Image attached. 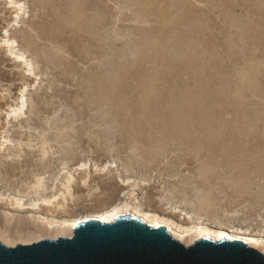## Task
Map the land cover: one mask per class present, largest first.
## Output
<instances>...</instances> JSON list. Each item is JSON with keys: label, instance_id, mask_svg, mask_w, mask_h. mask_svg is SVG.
I'll use <instances>...</instances> for the list:
<instances>
[{"label": "rangeland", "instance_id": "rangeland-1", "mask_svg": "<svg viewBox=\"0 0 264 264\" xmlns=\"http://www.w3.org/2000/svg\"><path fill=\"white\" fill-rule=\"evenodd\" d=\"M20 1L27 5L26 10L28 9V13L26 17L21 16L20 18H22V21L19 23L20 25H16L13 24L16 14L7 8L5 0H0V40L4 38L5 31H9L10 34L13 33L11 35L14 36L17 43H19L18 48L29 49L30 58L33 59V66L34 68L36 67V73L38 72L37 74H40V79L37 81L35 78L27 76L23 68H19L17 64L9 58L7 51L0 47V135L4 132L5 135L9 134L15 141L14 146H18V144H16L17 141H22L24 145L23 148L25 149L24 153H26L24 155L20 152L19 147L16 146V149L13 147L15 155H18V152L21 153L17 157L15 156L18 159L15 158L14 161H7V159L4 158L8 153H0V195L19 196L26 194L28 192V184L33 181L32 177L44 171L50 175H47L45 181L46 188L44 186L45 189L43 188V191L41 190L39 193L29 195L26 197V200L31 202L38 196H52L61 189V179L67 173L66 171H68V173L73 174L77 179V183L73 189L74 200H76H73L74 202L70 200L67 214L66 211L50 212L46 210V208L36 211L30 209L20 210L10 205L7 201H0L1 226L7 225V218H12L15 221L18 220L13 223L14 226L18 225V222H21L22 219L27 220L28 218V220L33 218H53L57 219V221L87 218L90 217L97 208L100 209L107 204V206H114L126 202L127 199L130 201L133 199L132 201H135V199L138 198V200L143 201V206L148 209L157 213H166V216L174 218L177 221L181 220V217H183L181 215L185 212H190L194 221H197L198 216L210 218L212 214L206 216L205 212V210H209V208H207L209 206L211 208L209 212L213 211L214 217L212 216V219L214 218V220L222 221V223L224 222L228 227L234 226L243 230L249 229L251 233L264 237V0ZM82 4H85L87 7ZM75 6L79 10L84 7V10H82L86 17L84 16L85 18H83V22L82 20L80 21V24H84L83 27L86 32L85 30L84 32H80L79 29L77 30L78 27L76 26L78 23L74 25L76 27L75 29H73L74 26H72L73 28L71 29V27H68L69 25L63 27L64 24L63 26L60 24L63 18L65 20L67 16L70 17L69 15L72 14ZM68 7H70V9ZM92 8L94 11H89ZM62 10H65L64 13ZM99 11L102 12V16ZM91 12H93V14ZM107 12L110 13L108 14ZM61 14L64 17L61 18ZM97 14H100L99 17L101 18H99ZM91 17H93L94 20ZM104 21L106 23H104ZM12 24L15 25V27ZM99 26L102 31L99 29ZM63 28H66V30ZM87 28L89 30H87ZM85 33L86 36L84 35ZM56 35L57 37H55ZM82 35H84V37ZM58 38L61 40H58ZM86 38L87 40H85ZM68 40H71L70 43ZM84 42L87 47L83 44ZM142 44H144V46ZM67 46H69V48ZM55 47H59L57 48L59 50H56ZM141 52L144 54H141ZM143 55H145V57L146 55L148 56L144 58ZM188 56L193 58L191 59ZM200 61L203 63H199ZM203 64L206 66H202ZM122 68L123 70H127L123 73ZM255 68L256 72L255 70L254 72L256 79L253 76V69ZM110 69L113 70H111L113 73L109 71ZM157 70H159L157 74L154 73ZM250 71H252L253 75H249L248 78L250 79L251 77V79H244ZM95 73L98 74L96 75L98 78L95 76ZM91 75L94 81L91 79ZM142 77L145 78L142 79ZM252 77L254 78L253 80ZM227 78H230V80ZM100 80L103 82H100ZM144 80L152 81V83L147 82V84L144 85L143 83H146ZM243 80L247 82L249 80L250 82H248V84H246V82V86H244L243 82L245 81ZM110 81H117V89H120L115 90V98L112 97L108 101H105L107 99H103L104 101H102L103 91L100 90H104ZM253 81L255 83L254 87L249 86L251 83L253 84ZM213 82L215 84H213ZM136 83L137 85L140 83L139 86H137ZM97 84H99L100 88ZM222 86L227 87L223 88ZM126 87L131 88L128 90ZM144 87H146L147 90L150 89V91L152 89L154 90H152L153 92L151 91L152 93L148 91V94H146L143 93ZM191 87L194 88L191 89ZM249 87H251V89ZM231 88L233 90H231ZM96 89H98V94H92L94 91H97ZM180 89L181 91L179 92ZM245 89L247 91H245ZM23 90L25 92V98L27 99L26 117H23L24 119L22 118L19 121H11L7 116L9 106L15 104L19 100ZM222 90H225V93ZM242 90L244 92H242L243 95H241ZM127 92L129 93L127 94ZM189 92H192L191 94L193 96ZM141 93L146 94V97L149 96L148 98H150L151 94L152 97L149 99L148 104L144 103V105H151L149 106L151 108L147 105L144 107L141 103L143 97ZM188 94L189 96L191 95V98H189ZM179 95L184 98H181ZM213 96L217 99L215 98V100ZM174 97L176 99H174ZM201 97L207 104L203 103ZM221 97L224 98V101L221 100ZM119 98L121 100H119ZM167 98L170 100L169 103H166L168 101ZM103 102L105 103L103 104ZM100 103L103 106H101ZM127 103H130V105ZM202 103L204 104L203 106ZM132 104L134 105L133 108L136 107L135 109H139L133 110ZM118 105L120 107L125 106L120 109ZM193 105L196 108H192ZM171 107H173V109ZM141 108H143V110ZM158 109L161 112L158 111ZM128 110H130V112H128ZM204 110L206 111L208 119L211 120L210 122L208 121V125L210 124V127H213L212 129L215 128L216 131L223 130L220 131V133L224 134L223 139L227 142H225L224 145L226 147L223 146L226 148L227 152H222L223 150L218 149L219 146L217 145H215L216 147L213 146L214 142L210 140L211 135H208L212 129H209V131L207 127L203 128L205 125L202 126L200 124L202 123L201 120H203L201 117H204ZM217 110H220V112ZM142 111L143 113H141ZM213 111L216 114H214ZM188 112H191L190 115L193 117L197 115L194 117V120H196V127L198 123V129H195L198 134L195 131L193 133L191 130L188 132L186 127L181 123V119L185 115L188 116ZM248 116L252 118L250 121L249 118H247ZM198 117H200L201 120ZM140 118L144 119V123ZM168 118L171 120H168ZM242 118L246 119V121L242 120ZM173 119L175 122L172 121ZM131 120H133L134 123L133 121L129 122ZM230 122L231 127L229 128ZM130 123L132 124L130 125ZM155 124L157 125L155 126ZM238 124L240 126L237 128ZM129 125L131 128L134 127L132 125L136 127H134L135 129H131ZM166 127L168 129H166ZM223 127H225V129ZM127 130H129V132ZM139 130L140 132L137 133L136 131ZM169 131L171 132L169 133ZM176 131H179L180 134ZM180 131H182V133ZM206 131L209 133L206 134ZM224 131L226 134L223 133ZM130 132H133V134ZM228 135L232 139H230ZM42 138H46L49 142L47 146V158H43V155L40 153V149L43 145ZM204 138L207 140H204ZM159 139L161 140V144L158 143L160 142ZM195 140L197 141L195 142ZM29 141H32L31 150L26 147ZM151 141L153 144H149ZM209 141L212 142V144L209 143ZM197 142L200 144L203 143L204 145L209 143L210 146L207 145L208 149L207 147L204 148L209 152L207 153L204 149H202L203 151L201 149H195L198 147V145H196L198 144ZM205 142L207 143L205 144ZM155 144L156 146L158 145V147L154 146ZM194 145L195 147H192ZM235 145L238 147H234ZM209 147L212 151H210ZM242 149L247 153L243 152ZM240 150H242V152ZM259 150L261 151L259 153L262 155H259ZM197 152H199V154H197ZM219 152L221 153L219 154ZM251 152L252 154H250ZM253 152L257 153L254 154ZM223 153L224 155H222ZM228 153L230 154L229 156L227 155ZM235 154L236 156H234ZM219 157H223V159ZM256 159L260 160L257 161ZM83 162L89 163L90 166L92 165V175L94 176L91 178L89 185L85 187L81 183H78V181L80 182L83 172L77 171V166ZM113 162V168L110 170L111 173H113L109 176H105L102 173L94 174L93 165L102 168L108 163ZM29 177L31 178L29 179ZM204 177H206L207 180ZM125 178L131 179V184H129L131 186H124L121 183V179L125 180ZM24 183L27 186H25ZM132 191L136 193L134 192V194H132ZM127 194L129 197H127ZM130 194L131 196L133 195V198L130 197ZM124 195H126L125 197H127V199L123 197ZM202 197L206 198L203 199ZM198 199L203 200V202L206 199L205 201L208 200V204L204 211L195 214L194 210L200 211L198 207H200L199 203L202 202ZM176 205H179V212H174L175 215L170 214L173 213ZM216 216L218 218H215ZM184 222L185 221L182 223ZM185 224L189 225V221L186 220ZM52 231H48L47 234H44L43 239L55 240V236L58 237L59 232L56 230ZM43 239L40 240L39 238L40 241H43ZM39 240L24 244V242L20 243L22 241L12 236L11 241H16L13 245L17 247L19 245L34 244L40 242ZM0 242L3 243L1 240Z\"/></svg>", "mask_w": 264, "mask_h": 264}, {"label": "bare ground", "instance_id": "bare-ground-1", "mask_svg": "<svg viewBox=\"0 0 264 264\" xmlns=\"http://www.w3.org/2000/svg\"><path fill=\"white\" fill-rule=\"evenodd\" d=\"M6 1V5H7V8L8 9H10L11 11H13L16 15H15V17H14V23L13 24H16V25H18L21 21H22V18H20L21 16H23V17H26V15H27V10H26V8H27V5H25V4H23V2L22 1H20V0H5ZM38 0H36V2H37ZM44 1V0H43ZM48 1V0H47ZM53 1V0H52ZM76 1H78V0H76ZM80 1V0H79ZM35 2V3H36ZM51 2V1H50ZM42 3V2H41ZM73 3V2H72ZM79 3V2H78ZM53 4V3H52ZM22 5V6H21ZM38 5V4H37ZM60 5V4H59ZM62 5H64V4H62ZM61 5V6H62ZM82 5H85V4H82ZM66 6V5H65ZM67 6H69V5H67ZM77 6V5H76ZM76 6L74 7V9L73 8H71V9H73V11H72V14H70L69 16L70 17H66L65 18V20H64V18H63V20L61 21L62 23H60L61 24V26H63V24H64V26L63 27H65V25H69L68 27L70 28L71 27V29L73 28L72 26H74V25H76L77 23H78V25L76 26V27H78L77 28V30L79 29V31L81 32V31H83L84 32V27H83V25L82 24H80V21L82 20V22H83V18H85L86 16H85V14H84V7L82 8V9H78V8H76ZM86 6V5H85ZM54 7H55V5H54ZM73 7V6H72ZM87 7V6H86ZM85 7V8H86ZM90 7H92V6H90ZM89 7V8H90ZM44 8V7H43ZM42 8V9H43ZM49 8V7H48ZM59 8V7H58ZM67 8V7H66ZM65 8V9H66ZM69 9H70V7H68ZM80 8H81V6H80ZM46 9V8H45ZM63 9V8H62ZM60 10V9H59ZM58 10V11H59ZM94 11L93 10V8L92 9H90L89 11ZM54 11V10H53ZM57 11V12H58ZM63 11V10H62ZM65 11V10H64ZM64 11H63V13H64ZM68 11V10H67ZM70 11V10H69ZM85 11H87V10H85ZM48 12V11H47ZM60 12V11H59ZM100 12V11H99ZM54 13V12H53ZM62 13V14H63ZM92 14H93V12H91ZM95 13H97V12H95ZM102 12H100V14H101ZM104 13V12H103ZM108 13V12H107ZM110 13V12H109ZM108 13V14H109ZM61 14V15H62ZM89 14V13H88ZM100 14H97L98 15V17H99V15ZM105 14V13H104ZM107 14V15H108ZM29 15V14H28ZM56 15V14H55ZM58 15V14H57ZM60 15V16H61ZM64 15V14H63ZM61 16V18L62 17H64V16ZM54 16V15H53ZM85 16V17H84ZM101 16H102V14H101ZM104 16V15H103ZM56 17H58V16H56ZM55 17V18H56ZM88 17V16H87ZM106 17H108V16H106ZM92 19H93V17H91ZM97 18V17H96ZM99 18H101V17H99ZM51 19V18H50ZM60 19V18H59ZM48 20V19H47ZM55 20V19H54ZM86 20H88V19H86ZM94 20V19H93ZM105 20V19H104ZM110 20V19H109ZM58 21V20H57ZM60 21V20H59ZM89 21V20H88ZM108 21V20H107ZM54 23H55V21H54ZM85 23H87V22H85ZM101 23V22H100ZM104 23H106L105 21H104ZM12 24V25H13ZM49 24L51 25V23L49 22ZM88 24V23H87ZM20 25V24H19ZM56 25V24H55ZM14 27H15V25H13ZM57 26V25H56ZM18 27V26H17ZM75 26H74V28L73 29H75L76 28ZM92 27H93V25H92ZM89 28V27H88ZM87 28V30H89ZM94 28V27H93ZM64 29V28H63ZM99 29H100V26H99ZM53 30V29H52ZM64 30H66V28L64 29ZM70 30V29H69ZM93 30H95V29H93ZM101 30V29H100ZM109 30H110V27H109ZM47 31V30H46ZM51 31V30H50ZM73 31V30H72ZM92 31V30H91ZM96 31V30H95ZM102 31V30H101ZM100 31V32H101ZM85 32H86V30H85ZM99 32V31H98ZM110 32V31H109ZM74 33H76V32H74ZM90 33V32H89ZM88 33V34H89ZM11 34H13V33H11ZM10 34V32L9 31H5V36H4V38H2L1 40H0V47L2 48V49H4V50H6L7 51V54H8V56H9V58L15 63V64H17V66L19 67V68H23V70H24V73L27 75V76H30V77H33V78H35L37 81L40 79V74H37L36 73V71L37 70H35V68H34V66H33V59H31L30 57V52H29V49L28 50H26V49H20V48H18V46H19V43H17V41H16V38H14V36H12ZM72 34V33H71ZM77 34V33H76ZM75 34V35H76ZM97 34V33H96ZM24 35H26V34H24ZM30 35V34H29ZM34 35V34H33ZM36 35V34H35ZM39 35V34H38ZM64 35V34H63ZM81 35V34H80ZM85 36H86V33L84 34ZM84 35H82L83 37H84ZM99 35H101V34H99ZM98 35V36H99ZM110 35V34H109ZM28 36V35H27ZM26 36V37H27ZM31 36V35H30ZM40 36V35H39ZM68 36V35H67ZM82 36H80L81 38H83ZM89 36V35H88ZM92 36H93V34H92ZM25 37V38H26ZM42 37V36H41ZM55 37H57V35L55 36ZM61 37V36H60ZM90 37H91V34H90ZM52 38V37H51ZM64 38V37H63ZM48 39V38H47ZM67 39V38H66ZM73 39V38H72ZM93 39H94V37H93ZM24 40H26V39H24ZM58 40H61L60 38H58ZM57 40V41H58ZM85 40H87V38L85 39ZM96 40V39H95ZM39 41V40H38ZM45 41V40H44ZM48 41V40H47ZM50 41H51V39H50ZM64 41H66V40H64ZM69 41V40H68ZM71 41V40H70ZM70 41H69V43H70ZM82 41V40H81ZM26 42V41H25ZM49 42V41H48ZM62 42V41H61ZM67 42V41H66ZM77 42V41H76ZM88 42H90V41H88ZM95 42H97V41H95ZM32 43V42H31ZM51 43H52V41H51ZM58 43V42H57ZM60 43V42H59ZM65 43V42H64ZM71 43H73V42H71ZM82 43V42H81ZM94 43V42H93ZM93 43H90V44H93ZM104 43H105V41H104ZM44 44V43H43ZM62 44H63V42H62ZM84 45L86 44L85 42L83 43ZM82 44V45H83ZM95 44V43H94ZM106 44V43H105ZM141 44V43H140ZM64 45V44H63ZM70 45V44H69ZM72 45V44H71ZM77 45H78V43H77ZM76 45V46H77ZM102 45V44H101ZM143 46H144V44H142ZM141 45V46H142ZM157 45V44H156ZM155 45V46H156ZM32 46V45H31ZM86 46V45H85ZM89 46V45H88ZM96 46V45H95ZM140 46V47H141ZM148 46V45H147ZM36 47V46H35ZM47 47V46H46ZM60 47V46H59ZM59 47H57V48H59ZM68 48H69V46H67ZM66 47V48H67ZM75 47V46H74ZM87 47V46H86ZM109 47V46H108ZM158 47V46H157ZM41 48H42V46H41ZM49 48H50V46H49ZM56 48V47H55ZM56 48V50H59V49H57ZM61 48V47H60ZM90 48H92V47H90ZM52 49H54V48H52ZM146 49V48H145ZM71 50V49H70ZM72 50H73V47H72ZM78 50V49H77ZM89 50V49H88ZM87 50V51H88ZM55 51V50H54ZM64 51V50H63ZM69 51V50H68ZM79 51H80V48H79ZM86 51V52H87ZM91 51V50H90ZM97 51V50H96ZM95 51V52H96ZM139 51H142V50H139ZM144 51H146V50H144ZM75 52V51H74ZM81 52V51H80ZM107 52V51H106ZM105 52V53H106ZM186 52V51H185ZM43 53V52H42ZM71 53V52H70ZM77 53V52H76ZM84 53V52H83ZM89 53V52H88ZM98 53V52H97ZM143 52H141V54H142ZM146 53V52H145ZM188 53V52H187ZM193 53V52H192ZM196 53V52H195ZM194 53V54H195ZM39 54V53H38ZM44 54V53H43ZM137 54H139V53H137ZM136 54V55H137ZM140 54V55H141ZM144 54V53H143ZM193 54V55H194ZM197 54H199V53H197ZM63 55V54H62ZM66 55V54H65ZM96 55V54H95ZM94 55V56H95ZM77 56V55H76ZM75 56V57H76ZM82 56V55H81ZM89 56V55H88ZM144 56V58H146L148 55H146V57H145V55H143ZM205 56V55H204ZM42 57V56H41ZM50 57V56H49ZM187 57V56H186ZM189 57V56H188ZM213 57V56H212ZM54 58V57H53ZM68 58V57H67ZM81 58V57H80ZM105 58V57H104ZM126 58V57H125ZM137 58V57H136ZM189 58H191V57H189ZM193 58V57H192ZM191 58V59H192ZM51 59V58H50ZM69 59V58H68ZM78 59H79V57H78ZM77 59V60H78ZM86 59H87V57H86ZM120 59V58H119ZM173 59V58H172ZM202 59V58H201ZM60 60V59H59ZM100 60V59H99ZM111 60H113V59H111ZM122 60V59H121ZM129 60V59H128ZM200 60V59H199ZM208 60H209V58H208ZM48 61V60H47ZM53 61V60H52ZM81 61V60H80ZM84 61V60H83ZM88 61V60H87ZM101 61V60H100ZM140 61V60H139ZM64 62V61H63ZM92 62V61H91ZM109 62H111V61H109ZM121 62H123V61H121ZM127 62V61H126ZM195 62V61H194ZM252 62V61H251ZM68 63V62H67ZM80 63V62H79ZM78 63V64H79ZM89 63V62H88ZM111 63H113V62H111ZM115 63H117V62H115ZM130 63V62H129ZM145 63V62H144ZM199 63H201V61L199 62ZM203 63V62H202ZM201 63V64H202ZM49 64V63H48ZM47 64V65H48ZM62 64V63H61ZM122 64V63H121ZM120 64V65H121ZM249 64V63H248ZM251 64V63H250ZM35 65V64H34ZM51 65V64H50ZM123 65V64H122ZM126 65V64H125ZM205 64H203L202 66H204ZM247 65V64H246ZM255 65V64H254ZM57 66V65H56ZM55 66V67H56ZM60 66V65H59ZM58 66V67H59ZM110 66H112V65H110ZM124 66V65H123ZM127 66H129V65H127ZM206 66V65H205ZM210 66V65H209ZM90 67V66H89ZM115 67V66H114ZM117 67V66H116ZM120 67H122V66H120ZM126 67V66H125ZM130 67V66H129ZM244 67V66H243ZM249 67V66H248ZM251 67V66H250ZM253 67H255V66H253ZM87 68V67H86ZM97 68V67H96ZM131 68V67H130ZM133 68V67H132ZM193 68V67H192ZM191 68V69H192ZM119 69V68H118ZM246 69V68H245ZM245 69H243V70H245ZM112 69H110L109 71H111ZM120 70H121V68H120ZM125 70H127V69H124L123 70V68H122V72L124 73L125 72ZM131 70V69H130ZM206 70H208V69H206ZM247 70V69H246ZM254 70H255V72H256V68L255 69H253V72H254ZM88 71V70H87ZM96 71V70H95ZM113 71V70H112ZM111 71V72H112ZM115 71V70H114ZM119 71V70H118ZM159 70H157V71H155L154 73H156L157 74V72H158ZM249 71V70H248ZM247 71V72H248ZM85 72V71H84ZM91 72V71H90ZM194 72V71H193ZM202 72V71H201ZM201 72H199V73H201ZM206 72V71H205ZM250 72H251V74H250ZM249 72V74L247 75V73H246V77L244 78V79H249L248 77H249V75H253V73H252V71H250ZM255 72H254V77H255V79H256V76H255ZM97 73V72H96ZM95 73V76L96 75H98V74H96ZM113 73V72H112ZM116 73V72H115ZM121 73V72H120ZM117 74V73H116ZM124 75V74H123ZM201 75H203V74H201ZM200 75V76H201ZM89 76V75H88ZM92 76V75H91ZM94 76V77H95ZM113 76H115V75H113ZM158 76H159V74H158ZM157 76V77H158ZM193 76V75H192ZM205 76H207V75H205ZM225 76V75H224ZM97 77V76H96ZM156 77V78H157ZM98 78V77H97ZM109 78V77H108ZM107 78V79H108ZM111 78V77H110ZM117 78V77H116ZM116 78H114V79H116ZM121 78H122V76H121ZM140 78V77H139ZM143 78H145V77H142V79ZM223 78H225V77H223ZM91 79H93V81H94V78H93V76H92V78ZM120 79V78H119ZM118 79V80H119ZM148 79V78H147ZM227 79H229L230 80V78H227ZM246 79V80H247ZM250 79H251V77H250ZM249 79V80H250ZM254 78L252 77V80H253ZM89 80V79H88ZM123 80V79H122ZM212 80V79H211ZM232 80V79H231ZM246 80H243V81H245V82H243L244 83V86H246L245 85V83L247 82ZM248 80V82H250ZM251 80V81H252ZM102 80H100V82H101ZM125 81V80H124ZM216 81H217V79H216ZM216 81H214V82H216ZM220 81H222V80H220ZM226 81H228V80H226ZM95 82H96V80H95ZM98 82V81H97ZM103 82V81H102ZM119 82V81H118ZM138 82V81H137ZM144 82H146V83H143L144 85L145 84H147V82H151L152 83V81H145L144 80ZM201 82V81H200ZM213 82V84H215ZM248 82L246 83V84H248ZM94 83V82H93ZM105 83V82H104ZM151 83H149V84H151ZM225 83V82H224ZM228 83H231V82H228ZM228 83H227V85H228ZM87 84H89V83H87ZM128 84V83H127ZM140 84V83H139ZM139 84L137 85V83H136V85L137 86H139ZM254 81H253V84L251 83L249 86H253L254 87ZM98 85V87H99V84H97ZM106 85V84H105ZM135 85V86H136ZM141 85H142V83H141ZM152 85V84H151ZM184 85H185V83H184ZM219 85H220V82H219ZM233 85H234V83H233ZM90 86H91V84H90ZM101 86H102V84H101ZM117 86H118V83H117V81H114V82H111L110 81V83H108V86L106 85V87L104 88V90L102 89V90H100V91H103V98H102V101H104L103 99H107V100H105V101H108V100H110L112 97H114L115 98V96L116 95H114L115 94V90L117 89ZM120 86V85H119ZM124 86H127V85H124ZM134 86V87H135ZM147 86H149V87H151L150 85H147ZM186 86V85H185ZM196 86V85H195ZM194 86V87H195ZM97 87V88H98ZM187 87H189V86H187ZM194 87H191V89L192 88H194ZM203 87V86H202ZM223 88L224 87H227V86H222ZM234 87V86H233ZM248 87V86H247ZM246 87V88H247ZM251 87H249L250 89H251ZM24 88H25V86H24ZM93 88V87H92ZM95 88V87H94ZM100 88V87H99ZM119 88V87H118ZM126 88H128V87H126ZM131 88V87H130ZM130 88H128V90L130 89ZM138 88V87H137ZM136 88V89H137ZM145 88L146 87H144V92L143 93H146V94H148L147 92L149 91L150 93H152L153 91L152 90H154V89H152L151 91H150V89L149 90H147V88H146V90H145ZM213 88V87H212ZM223 88H221V89H223ZM120 89V88H119ZM119 89H117V90H119ZM122 89V88H121ZM135 89V88H134ZM140 89V88H139ZM186 89V88H185ZM187 89H190V88H187ZM196 89V88H195ZM195 89H193V90H195ZM210 89V88H209ZM216 89V88H215ZM220 89V90H221ZM243 89H244V87H243ZM249 89V90H250ZM253 89V88H252ZM95 90V89H94ZM97 91L95 92L94 91V93H92V94H96L97 92H98V89H96ZM193 90H191V91H193ZM205 90V89H204ZM211 90V89H210ZM230 90V89H229ZM231 90H233L232 88H231ZM247 90H248V88H247ZM246 89H245V91H247ZM99 91V92H100ZM122 91V90H121ZM132 91H133V89H132ZM177 91V90H176ZM181 91V89L179 90V92ZM223 91V90H222ZM225 91V90H224ZM223 91V92H224ZM126 92V91H125ZM129 92H131V91H129ZM129 92H127V94L129 93ZM135 92V91H134ZM173 92H175V91H173ZM178 92V91H177ZM178 92V93H179ZM208 92V91H207ZM213 92V91H212ZM218 92V91H217ZM232 92V91H231ZM243 90L241 91V95H243ZM120 93V92H119ZM182 93V92H181ZM181 93H180V95H181ZM190 93V92H189ZM192 93V92H191ZM190 93V94H191ZM201 93V92H200ZM215 93V92H214ZM214 93H212V94H214ZM222 93V92H221ZM225 93V92H224ZM224 93H222V94H224ZM98 94V93H97ZM101 94H102V92H101ZM116 94H118V93H116ZM126 94V93H125ZM138 94H140V93H138ZM142 94V93H141ZM146 94H142L143 95V97H144V99H143V97H142V104L144 105V103H147L148 104V101H149V99H151V94H150V98H148V97H146L147 95ZM160 94V93H159ZM182 94H184V93H182ZM198 94H199V92H198ZM209 94V93H208ZM216 94V93H215ZM219 94V93H218ZM122 95V94H121ZM141 95V96H142ZM146 95V96H145ZM179 95V96H180ZM192 95V94H191ZM191 95L189 96V94H188V96H189V98H191ZM206 95V94H205ZM220 95V94H219ZM131 96V95H130ZM157 96V95H156ZM161 96V95H160ZM176 96V95H175ZM185 96H187V95H185ZM193 96V95H192ZM196 96V95H195ZM207 96V95H206ZM120 97V96H119ZM123 97V96H122ZM140 97V96H139ZM158 97V96H157ZM173 97V96H172ZM181 97V96H180ZM183 97V96H182ZM181 97V98H182ZM197 97V96H196ZM205 97V96H204ZM220 97V96H219ZM121 98V97H120ZM119 98V100H121ZM153 98H155V97H153ZM169 98V97H168ZM168 98H167V100H168ZM180 98V99H181ZM184 98V97H183ZM195 98V97H194ZM193 98V99H194ZM198 98H199V96H198ZM206 98V97H205ZM213 98L215 99L216 97H214L213 96ZM222 98V97H221ZM101 99V98H100ZM123 99V98H122ZM131 99V98H130ZM161 99V98H160ZM166 99V98H165ZM174 99H176L175 97H174ZM197 99V98H196ZM213 99V100H214ZM217 99V98H216ZM215 99V100H216ZM224 98H222L221 100H223ZM95 100V99H94ZM97 100H98V98H97ZM136 100V99H135ZM179 100V99H178ZM201 100H202V97H201ZM200 100V101H201ZM208 100V99H207ZM206 100V101H207ZM214 100V101H215ZM219 100V99H218ZM100 101V100H99ZM98 101V102H99ZM132 101V100H131ZM151 101V100H150ZM154 101H155V99H154ZM157 101V100H156ZM165 101V100H164ZM169 101L170 100H168L166 103H169ZM182 101H183V99H182ZM196 101V100H195ZM203 101V100H202ZM224 101V100H223ZM96 102V101H95ZM123 102V101H122ZM135 102V101H134ZM160 102V101H159ZM173 102V101H172ZM177 102V101H176ZM194 102V101H193ZM192 102V103H193ZM209 102L211 103V101L209 100ZM213 102V101H212ZM216 102V101H215ZM105 102H103V104H104ZM117 103V102H116ZM171 103V102H170ZM174 103V102H173ZM186 103V102H185ZM196 103V102H195ZM203 103L204 104H207V102L205 103V100L203 101ZM202 103V106L204 105ZM214 103V102H213ZM123 104H125V103H123ZM128 104V103H127ZM134 104V103H133ZM132 104V105H133ZM139 104V103H138ZM147 104H145V105H147ZM157 104V103H156ZM161 104V103H160ZM175 104V103H174ZM182 104V103H181ZM194 104V103H193ZM100 105H101V103H100ZM128 105H130V103L128 104ZM131 105V106H132ZM135 105V104H134ZM134 105L132 106V108L134 107ZM142 105V106H143ZM145 105H144V107H145ZM158 105V104H157ZM156 105V106H157ZM164 105V104H163ZM178 105V104H177ZM182 105H184V104H182ZM186 105V104H185ZM190 105V104H189ZM192 105V104H191ZM195 105V104H194ZM193 105V106H194ZM209 105V104H208ZM218 105V104H217ZM101 106H103V105H101ZM115 106V105H114ZM119 106V105H118ZM125 106V105H124ZM123 106V107H124ZM136 106V105H135ZM148 107L149 106H151V105H147ZM153 106V105H152ZM155 106V107H156ZM160 106V105H159ZM192 106V108H196L195 106L193 107ZM199 106H201L200 104H199ZM202 106H201V108H202ZM214 106V105H213ZM120 107V106H119ZM123 107H120V109L121 108H123ZM137 107V106H136ZM135 107V108H136ZM164 107V106H163ZM189 107V106H188ZM210 107H211V105H210ZM224 107V106H223ZM26 108H27V99L25 98V92H24V90L21 92V97L19 98V100L15 103V104H13V105H10L9 106V111L7 112V116H8V119L10 118L11 119V121H19V120H21L23 117H26L25 115H26ZM126 108V107H125ZM135 108H133V110L135 109ZM149 108H151V107H149ZM172 109H173V107H171ZM179 108H181V107H179ZM178 108V109H179ZM184 108V107H183ZM187 108V107H186ZM206 108V107H205ZM215 108V107H214ZM137 109H139V108H137ZM137 109H135V110H137ZM142 110H143V108H141ZM145 109V108H144ZM160 109V108H159ZM158 109V111H160ZM190 109H191V107H190ZM208 109H210V108H208ZM208 109H207V111H208ZM146 110V109H145ZM169 110V109H168ZM188 110H189V108H188ZM194 110V109H193ZM122 111V110H121ZM148 111V110H147ZM150 111H152V110H150ZM157 111V112H158ZM165 111V110H164ZM163 111V112H164ZM172 111V110H171ZM187 111V110H186ZM196 111V110H195ZM216 111V110H215ZM217 111H219L220 112V110H217ZM128 112H130V110H128ZM127 112V113H128ZM132 112V111H131ZM155 112V111H154ZM161 112V111H160ZM194 112V111H193ZM204 114H203V116L204 117H201V118H203V120H201L200 119V117H198L200 120H201V122L202 123H200L202 126L203 125H205V127H203V128H208V130L210 129H212L213 127H210V124L208 125V121L210 122L211 120H209L208 119V116H207V114H206V111L204 110ZM209 112V111H208ZM211 112H212V110H211ZM120 113V112H119ZM141 113H143V111L141 112ZM144 113H147V112H144ZM159 113V112H158ZM189 113V112H188ZM197 113V112H196ZM200 113V112H199ZM203 113V112H202ZM213 113H214V111H213ZM129 114V113H128ZM152 114V113H151ZM154 114V113H153ZM152 114V115H153ZM160 114H162V113H160ZM159 114V115H160ZM164 114V113H163ZM191 114V112L188 114V116L187 115H185V116H187L186 118H179V119H181V123H182V125L183 126H185L186 127V129L188 130V132H189V130H191L193 133H194V131H195V129H198L197 127H198V123H197V127H196V123H195V121L196 120H194V117L195 116H197V115H194V117L193 116H191L190 115ZM198 114V113H197ZM214 114H216V113H214ZM120 115V114H119ZM118 115V116H119ZM137 115H139V114H137ZM137 115H136V117H137ZM145 115H147V114H145ZM144 115V116H145ZM154 115H156V114H154ZM172 115V114H171ZM251 115H253V114H251ZM128 116V115H127ZM130 116V115H129ZM157 116V115H156ZM178 116V115H177ZM198 116H200V115H198ZM202 116V115H201ZM215 116V115H214ZM122 117H124V116H122ZM217 117V116H216ZM250 117H253V116H250ZM131 118V117H130ZM134 118H135V116H134ZM141 118H143V117H141ZM140 118V119H141ZM150 118V117H149ZM148 118V119H149ZM151 118H152V116H151ZM157 118H159V117H157ZM171 118V117H170ZM170 118H168V120L170 119ZM212 118V117H211ZM214 118V117H213ZM218 118V117H217ZM247 118H249V116L247 117ZM257 118V117H256ZM24 119V118H23ZM147 119V118H146ZM161 119V118H160ZM166 119V118H165ZM215 119V118H214ZM223 119V118H222ZM250 119H252V118H249V121H250ZM142 121L144 120V119H141ZM140 120V121H141ZM155 120V119H154ZM163 120V119H162ZM161 120V121H162ZM171 120V119H170ZM225 120V119H224ZM240 120V119H239ZM242 120H245L246 121V119H243L242 118ZM241 120V121H242ZM254 120H255V118H254ZM257 120V119H256ZM50 121V120H49ZM125 121V120H124ZM128 121V120H127ZM126 121V122H127ZM133 120H131V121H129V122H132ZM138 121V120H137ZM150 121H151V119H150ZM172 121H174V119L172 120ZM238 121V120H237ZM52 122V121H51ZM123 122V121H122ZM121 122V123H122ZM139 122V121H138ZM147 122V121H146ZM165 122V121H164ZM168 122V121H167ZM166 122V123H167ZM175 122V121H174ZM198 122V121H197ZM212 122H213V120H212ZM222 122V121H221ZM235 122H236V120H235ZM18 123V122H17ZM133 123H134V121H133ZM142 123V122H141ZM143 123H144V121H143ZM155 123V122H154ZM162 123V122H161ZM166 123H164V124H166ZM178 123V122H177ZM215 123V122H214ZM239 123V122H238ZM132 123H130V125H131ZM136 124H138V123H136ZM153 124V123H152ZM151 124V125H152ZM169 124V123H168ZM174 124V123H173ZM226 124V123H225ZM228 124V123H227ZM240 124H242V123H240ZM56 125V124H55ZM122 125H123V123H122ZM129 125V126H130ZM139 125V124H138ZM141 125V124H140ZM147 125V124H146ZM157 124H155V126H156ZM159 125V124H158ZM171 125V124H170ZM200 125V126H201ZM220 125V124H219ZM230 126H229V128L231 127V122H230V124H229ZM14 126V125H13ZM101 126V125H100ZM132 126H134V127H136L135 125H132ZM143 126H145V125H143ZM173 126V125H172ZM177 126V125H176ZM201 126V127H202ZM216 126V125H215ZM217 126H218V123H217ZM221 126H222V124H221ZM227 126V125H226ZM234 126V125H233ZM232 126V127H233ZM240 125L238 124V126H237V128L239 127ZM125 127V126H124ZM133 127V128H134ZM139 127V126H138ZM158 127V126H157ZM171 127V126H170ZM210 127V128H209ZM50 128V127H49ZM123 128V127H122ZM130 128H131V126H130ZM133 128H131V129H133ZM141 128V127H140ZM145 128V127H144ZM164 128H165V126H164ZM173 128V127H172ZM200 128V127H199ZM222 128V127H221ZM224 129H225V127H223ZM126 129H127V124H126ZM126 129H125V131H126ZM129 129V128H128ZM130 129V130H131ZM135 129V128H134ZM148 129H149V127H148ZM166 129H168L167 127H166ZM202 129V128H201ZM235 129H236V127H235ZM52 130V129H51ZM58 130H60V129H58ZM137 130V129H136ZM146 130V129H145ZM160 130V129H159ZM162 130V129H161ZM170 130H171V128H170ZM207 130V129H206ZM207 130V131H208ZM209 130V131H210ZM218 130H219V128H218ZM232 130V129H231ZM124 131V132H125ZM128 132H129V130H127ZM132 131V130H131ZM142 131V130H141ZM154 131V130H153ZM172 131V130H171ZM171 131H169V133L171 132ZM183 131H184V129H183ZM207 131H206V134H208L207 133ZM220 131H223V130H219V131H216V129L214 128V129H212V131H210V133L208 134V135H211V137H210V140H212V142H214L213 143V146H215V145H217V146H219V148L218 149H222L221 151L222 152H227L226 151V148H224V147H226V146H224L225 145V140L223 139V135L224 134H222V133H220ZM235 131V130H234ZM237 131V130H236ZM57 132V131H56ZM134 132V131H133ZM133 132H130V133H132L133 134ZM137 133H139L140 132V130L139 131H136ZM177 132V131H176ZM181 133H182V131H180ZM187 132V133H188ZM196 132V131H195ZM231 132V131H230ZM143 133V132H142ZM177 133H179V131L177 132ZM197 133V132H196ZM223 133H225L226 134V132L224 131ZM234 133V132H233ZM251 133V132H250ZM254 133V132H253ZM252 133V134H253ZM135 134V133H134ZM180 134V133H179ZM198 134V133H197ZM203 134V133H202ZM236 134V133H235ZM234 134V135H235ZM240 134V133H239ZM252 134H251V137H252ZM44 135V134H43ZM46 135V134H45ZM57 135V134H56ZM168 135V134H167ZM149 136H151V135H149ZM155 136V135H154ZM179 136V135H178ZM183 136V135H182ZM186 136V135H185ZM193 136V135H192ZM229 136V135H228ZM249 136V135H248ZM45 137V136H44ZM60 137V136H59ZM158 137V136H157ZM166 137V136H165ZM169 137V136H168ZM172 137H174V136H172ZM176 137V136H175ZM200 137V136H199ZM206 137V136H205ZM225 137V136H224ZM230 137V136H229ZM236 137V136H235ZM234 137V138H235ZM239 137V136H238ZM256 137H257V135H256ZM62 138V137H61ZM188 138H189V136H188ZM193 138H194V136H193ZM197 138V137H196ZM233 138V139H234ZM43 139V138H42ZM165 139V138H164ZM206 138H204V140H205ZM207 139H208V137H207ZM206 139V140H207ZM230 139H232L231 137H230ZM248 139V138H247ZM254 139H255V137H254ZM67 140V139H66ZM160 140V139H159ZM191 140V139H190ZM201 140V139H200ZM224 140V141H223ZM235 140V139H234ZM251 140V139H250ZM43 142V145H42V148L40 149L41 150V155H43V158L45 157V158H47V155H48V148H47V146H48V144H49V142L46 140V138L45 139H43L42 140ZM154 141V140H153ZM165 141V140H164ZM163 141V142H164ZM167 141H168V138H167ZM197 140H195V142H196ZM227 141H229V140H227ZM236 141H237V139H236ZM240 141V140H239ZM14 140L12 139V137L8 134V135H5V132L4 133H1V135H0V153H8L7 154V156L5 157L4 156V158L5 159H7V161H14L15 160V158L19 155V154H21V153H23L24 155L26 154V153H24V151H25V149L23 148L24 147V145H23V142L22 141H17V143L16 144H18V146L17 147H19L20 148V152L21 153H17L18 155H15L14 154V151H13V149L16 147V146H14ZM32 141H29L28 142V144H26V147L27 148H31L32 149V143H31ZM62 142V141H61ZM68 142V141H67ZM147 142V141H146ZM193 142V141H192ZM200 142V141H199ZM199 142H197L198 144H196V145H198V147H196L195 149H204V148H206L207 147V145H209L210 146V144L209 143H211L212 144V142H210L209 141V143L208 144H206L207 142H205V144L206 145H204L203 143H199ZM223 142V143H222ZM235 142V141H234ZM238 142V141H237ZM247 142V141H246ZM254 142H255V140H254ZM150 143H152V141L151 142H149V144ZM158 143H160L161 144V140H160V142H158ZM164 143H166V142H164ZM191 143V142H190ZM227 143V142H226ZM230 143V142H229ZM251 143V142H250ZM153 144V143H152ZM156 144H157V142H156ZM156 144L154 145V146H156ZM168 144V143H167ZM148 145V144H147ZM146 145V146H147ZM205 147H204V146ZM230 145V144H229ZM234 145V144H233ZM253 145V144H252ZM67 146V145H66ZM224 146V147H223ZM14 147V148H13ZM16 147V148H17ZM62 147H64V146H62ZM151 147H153V146H151ZM156 147H158V145L156 146ZM155 147V148H156ZM162 147V146H161ZM192 147H195V145L194 146H192ZM200 147H203V148H200ZM216 147V146H215ZM233 147V146H232ZM234 147H238V146H234ZM233 147V148H234ZM15 148V149H16ZM214 148V147H213ZM231 148V147H230ZM240 148H242V147H240ZM252 149H254L253 147H251ZM30 149V150H31ZM68 149V148H67ZM149 149V148H148ZM207 149H208V147H207ZM209 149H210V147H209ZM217 149V148H216ZM232 149V148H231ZM244 149H245V147H244ZM244 149H242L243 150V152H245V153H247L246 151H244ZM247 149V148H246ZM255 149H257V148H255ZM191 150H192V148H191ZM204 150H206V149H204ZM227 150H229V149H227ZM235 150V149H234ZM234 150H232V151H234ZM239 150V149H238ZM242 150H240L241 152H242ZM249 150V149H248ZM258 150V149H257ZM16 151V150H15ZM18 151V150H17ZM148 151H151V150H148ZM197 151V150H196ZM195 151V152H196ZM203 151V150H202ZM207 151V150H206ZM210 151H212L211 149H210ZM256 151V150H255ZM32 152V151H31ZM193 152V151H192ZM201 152V151H200ZM209 151H207V153H208ZM214 152H216V151H214ZM259 152H261L260 150L258 151V153ZM16 153V152H15ZM155 153V152H154ZM221 152H219V154H220ZM230 153V152H229ZM227 154L228 156L230 155V154ZM236 153V152H235ZM249 153V152H248ZM254 153V152H253ZM257 153V152H256ZM256 153H254V154H256ZM264 153V152H263ZM197 154H199V152H197ZM210 154V153H209ZM212 154V153H211ZM250 154H252V152L250 153ZM261 153H259V155H260ZM148 155H149V153H148ZM147 155V156H148ZM151 155V154H150ZM153 155V154H152ZM217 155V154H216ZM222 155H224V153L222 154ZM225 155H226V153H225ZM241 155V154H240ZM258 155V154H257ZM256 155V156H257ZM262 155V154H261ZM16 156V157H15ZM154 156V155H153ZM152 156V157H153ZM234 156H236V154L234 155ZM237 156H239V155H237ZM248 156V155H247ZM255 156V157H256ZM208 157V156H207ZM214 157V156H213ZM227 157V156H226ZM226 157H224V158H226ZM232 157H233V155H232ZM251 157V156H250ZM21 158V157H20ZM214 158H216V157H214ZM220 159L222 158L223 159V157H219ZM218 158V159H219ZM231 158V157H230ZM236 158V157H235ZM243 158V157H242ZM249 158V157H248ZM257 158V157H256ZM16 159H18V158H16ZM212 159V158H211ZM245 159V158H244ZM250 159V158H249ZM252 159V158H251ZM261 159V158H260ZM260 159H256L257 161H259ZM208 160V159H207ZM214 160V159H213ZM243 160V159H242ZM248 160V159H247ZM253 160V159H252ZM256 160H255V162H256ZM209 161V160H208ZM214 161H216V160H214ZM241 161V160H240ZM212 162V161H211ZM228 162V161H227ZM242 162V161H241ZM246 162V161H245ZM254 162V163H255ZM261 162H262V160H261ZM238 163V162H237ZM259 163V162H258ZM3 164V163H2ZM47 164V163H46ZM113 164H114V162L113 163H108L107 165H105V166H103L102 168H100V167H98L97 165H93L94 167H93V169H94V174H96V173H102L103 175H105V176H109L110 174H112L111 173V169L113 168L112 166H113ZM217 164V163H216ZM219 164V163H218ZM262 164V163H261ZM264 164V163H263ZM81 165L83 166V167H81ZM227 165V164H226ZM240 165V164H239ZM246 165V164H245ZM244 165V166H245ZM247 165H249V164H247ZM251 165H252V163H251ZM250 165V166H251ZM43 166V165H42ZM92 166V165H91ZM90 165H89V163H82V164H79V166H77L78 168H77V171H82L83 173H82V175H81V178H80V182L78 181V183H81L84 187L85 186H88L89 185V183H90V180H91V178L92 177H94L93 175H92V167H91ZM215 166V165H214ZM224 166V165H223ZM243 166V165H242ZM262 166V165H261ZM264 166V165H263ZM115 167H116V165H115ZM236 167H238V166H236ZM65 168V167H64ZM217 168V167H216ZM10 169V168H9ZM46 169V168H45ZM212 169V168H211ZM214 169V168H213ZM224 169V168H223ZM43 170H44V168H43ZM220 170V169H219ZM225 170V169H224ZM245 170V169H244ZM243 170V171H244ZM249 170V169H248ZM254 170V169H253ZM264 170V169H263ZM38 171V170H37ZM36 171V172H37ZM45 171H47V170H45ZM51 171V170H50ZM116 171H118V170H116ZM209 171H211V170H209ZM43 172V173H42ZM41 173L39 172H37L38 174H33L34 176L32 177V179H33V181L31 182V183H27L28 184V192L26 193V194H22V195H19V196H10V195H8V196H1L0 195V201H7V202H9L10 203V205H12L13 207H16L17 209H20V210H26V209H30V210H39V209H42V208H46V210H48V211H63V212H65L66 211V214L68 213V207H69V203H70V200H74V186H75V184L77 183V179H76V177L73 175V174H71V173H68V171H64L65 173V175L62 177V179H61V189L60 190H58L57 191V193H55V194H53L52 196H38V197H36V199H34V200H32L31 202H29L28 200H26V197H28L29 195H31V194H33V193H39L41 190L43 191V188H44V186H45V181H46V179H47V175H49V173L47 174L46 172H44V171H42ZM49 172V171H48ZM222 172V171H221ZM248 172V171H247ZM253 172V171H252ZM257 172V171H256ZM263 172V171H262ZM6 173V172H5ZM76 173V172H75ZM206 173V172H205ZM208 173V172H207ZM258 173V172H257ZM63 174V173H62ZM254 174H255V172H254ZM26 176H28V175H26ZM32 176V175H31ZM50 176V175H49ZM60 176V175H59ZM209 177V176H208ZM5 178V177H4ZM31 177H29V179H30ZM59 178V177H58ZM109 178V177H108ZM206 180H207V178L206 177H204ZM224 178V177H223ZM7 180V179H6ZM13 180V179H12ZM58 180V179H57ZM3 181V180H2ZM58 181H60V180H58ZM134 181V180H133ZM8 182V181H7ZM131 182V179H126L125 178V180L124 179H121V183L124 185V186H126V185H129V184H131L130 183ZM239 182V181H238ZM3 183H4V181H3ZM119 183V182H118ZM19 184V183H18ZM21 184H23V183H21ZM25 184V183H24ZM137 184V183H136ZM140 184V183H139ZM144 184V183H143ZM240 184V183H239ZM239 184H238V187H239ZM47 185V184H46ZM25 186H27L26 184H25ZM129 186H131V185H129ZM135 186H137V185H135ZM26 188V187H25ZM45 188H46V186H45ZM44 188V189H45ZM99 188V187H98ZM134 189V188H133ZM99 190V189H98ZM27 191V190H26ZM45 191V190H44ZM92 191V190H91ZM136 191V190H135ZM134 191V192H135ZM97 192V191H96ZM133 192V191H132ZM131 192V193H132ZM134 192L132 193V194H134ZM136 193V192H135ZM112 194V193H111ZM123 194H126V193H123ZM110 195V194H109ZM126 195H124L123 197H125ZM133 196V195H132ZM131 196V194H130V197H132ZM127 197H129L128 196V194H127ZM127 197H125L126 199H127ZM133 198V197H132ZM131 198V199H132ZM203 198V197H202ZM204 198H206V197H204ZM203 198V199H204ZM201 199V198H200ZM76 200V199H75ZM74 200V201H75ZM133 200V199H132ZM130 201V200H128L127 199V201L126 202H122V203H119V204H117V205H110V206H104V207H102V208H100V209H98L97 208V210L90 216V217H84V218H80V219H68V220H64V221H57V219H30V220H21V222H18V225H15L14 226V224L13 223H15V222H17V221H15L14 219H8L7 218V225L6 226H1L0 225V240L5 244V246H10V247H14L15 245H13V244H15V242L14 241H11L12 240V236H15L18 240H20V241H22V242H20V243H23L24 242V244H29V242H33V241H37V240H39V238H40V240H42L43 239V235L44 234H47L48 233V231H52V230H56V231H58L59 233V235H58V237H56L55 236V240H57L58 238H72L73 236H74V231H76V229L83 223V222H87V221H89V220H96V221H99V222H101L102 224H108V223H110V224H112V223H114V222H116V219L117 218H119V217H125V216H132V217H134V218H138L139 220H141L142 222H144L146 225H148L149 227H151V228H154V229H159V228H165L166 230H167V232L175 239V240H177V241H179V242H181V243H183V244H185L186 246H192L193 244H194V242H196V241H200V240H202L203 238H207V239H210V240H213V241H215V242H221L223 239L224 240H228V241H231V242H234V241H239V242H243L244 244H246V245H248L250 248H253V249H256V250H258L259 252H261L263 255H264V237L262 236V235H257V234H253V233H251V231L248 229V230H243V229H239V228H236V227H234V226H231V227H228L226 224H224V222L222 223V221H218V220H214V218L212 219V216H213V211L212 212H209V210L211 211V208L208 206L207 208H209V210L208 211H206L205 210V207L207 206V204H208V200L207 201H205L204 200V202H203V200H199V201H202V202H200L199 204H200V207H198L197 208V206H196V208L198 209V210H200V211H195L194 210V213L196 214L197 212H201V211H204L205 210V212H206V216H208V214H212L211 216H210V218L209 217H207V218H204V217H197V221H194L192 218H193V216L191 215V213L189 212H185V213H183L182 215L181 214H179V215H181V216H183V217H181V220L180 221H177L176 219H174V218H171V217H169V216H166V213L164 214V213H157V212H154V211H152L151 209H148L147 207H145V206H143L144 205V203H142L143 201H140V200H138V198H136L135 199V201ZM71 201V202H72ZM73 201V202H74ZM109 202V201H108ZM207 202V203H206ZM103 203V202H102ZM197 203H198V201H197ZM106 204V203H105ZM192 204V203H191ZM199 204H198V206H199ZM102 205V204H101ZM145 205H146V203H145ZM177 206V205H176ZM175 206V209L173 210V213H170V214H174V212L176 213V212H179V205L176 207ZM100 207V206H99ZM181 207V206H180ZM195 207V206H194ZM169 209H170V207H169ZM168 209V210H169ZM192 209H194V208H192ZM165 210V209H164ZM184 210V209H183ZM182 210V211H183ZM181 211V210H180ZM203 213V212H202ZM200 214V213H199ZM199 214H197V215H199ZM175 215V214H174ZM214 217V216H213ZM215 218H218L217 216L215 217ZM186 220H188L189 221V225H186L185 224V222H186ZM220 220V219H219ZM183 221H185L184 223H182ZM5 222H6V220H5ZM4 222V223H5ZM3 223V224H4ZM6 224V223H5ZM12 224H13V226H12ZM55 231V232H56ZM52 232H54V231H52ZM50 235V234H49ZM48 235V236H49ZM42 238V239H41ZM39 240V241H40ZM44 240V239H43Z\"/></svg>", "mask_w": 264, "mask_h": 264}, {"label": "water", "instance_id": "water-1", "mask_svg": "<svg viewBox=\"0 0 264 264\" xmlns=\"http://www.w3.org/2000/svg\"><path fill=\"white\" fill-rule=\"evenodd\" d=\"M0 264H264V255L239 241L203 238L192 246L165 228L138 218L119 217L102 224L83 222L72 238L7 247L0 242Z\"/></svg>", "mask_w": 264, "mask_h": 264}, {"label": "snow or ice", "instance_id": "snow-or-ice-1", "mask_svg": "<svg viewBox=\"0 0 264 264\" xmlns=\"http://www.w3.org/2000/svg\"><path fill=\"white\" fill-rule=\"evenodd\" d=\"M22 6V5H21ZM81 167H83L82 165H81Z\"/></svg>", "mask_w": 264, "mask_h": 264}]
</instances>
